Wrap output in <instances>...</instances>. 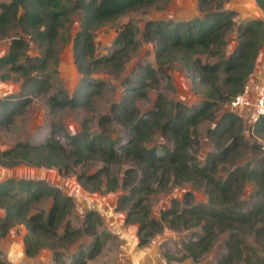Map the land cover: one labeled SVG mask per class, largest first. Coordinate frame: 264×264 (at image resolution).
<instances>
[{
  "label": "trees",
  "instance_id": "1",
  "mask_svg": "<svg viewBox=\"0 0 264 264\" xmlns=\"http://www.w3.org/2000/svg\"><path fill=\"white\" fill-rule=\"evenodd\" d=\"M156 0H9L0 3V39L11 28H19L42 50L39 57L24 56L27 41L21 37L10 40L9 49L0 57V69L20 73L19 92L0 99V128L7 127L16 115L25 112L33 99L43 95L49 110L93 109L95 95L101 81L91 74L108 65H115L135 42L132 26L127 24L118 33L115 48L107 56H94L93 33L98 27L120 15ZM199 17L189 20H151L146 22L143 35L154 43L155 58L159 64L180 61L187 68L195 92L202 101L194 107L171 103L158 94L151 110L142 112L140 99L147 98L150 87L158 82L157 71L150 64L138 66L133 79L123 82L124 95L111 106L109 113L98 118L101 132H91L86 123L69 137L68 148L56 136V124L51 134L37 144L16 142L0 150V166L12 168L25 164L32 167L56 168L67 173L85 161L103 163L92 173L76 177L89 193L113 192L120 187L128 190L119 204L128 203L127 221L137 225L138 244L144 245L160 232L164 225L174 229L200 227L201 233L185 243L186 257L197 261L214 243L218 235L227 233L226 252L215 264H264V117L250 126L252 140L245 136V123L233 110L219 118L220 103H230L247 85L254 72L260 49L264 43V18L245 19L235 24V13L225 8L227 0H197ZM263 11L264 0H255ZM81 12L80 28L73 38L74 61L82 78L72 93L57 90L51 95L50 76L45 69L58 56L57 39L66 29L71 12ZM236 26L237 44L225 53L227 33ZM217 57L216 62H204L201 56ZM120 66V63H118ZM35 72V73H34ZM8 75L1 76V79ZM209 121L213 127L207 136L215 150L209 152L202 165L196 163L192 150L198 145V125ZM120 124L128 139L121 142L109 137L107 125ZM156 131L172 143L162 154L148 147ZM120 141V142H119ZM250 155L245 162L237 163ZM125 157L130 166L120 179L111 173V164ZM229 162L232 169L225 176L218 174L220 163ZM191 182L203 187L207 202L196 203L190 193L185 199L172 200L170 207L160 212L158 219L150 216L146 200L155 188L169 183ZM253 185L249 207L240 201L245 183ZM49 200L48 209L31 212L32 204ZM75 203L71 196L41 179H14L0 181V233L21 223L26 228L23 239L27 256L36 255L42 248L52 250L53 264H87L96 257L103 241L97 233L101 219L96 211H87L82 227H74L68 218ZM91 235L87 248H81L72 260L64 261L61 249L79 238ZM246 236L256 245L246 242ZM167 260L173 259L168 252ZM174 259H178L174 257ZM0 264H6L0 260Z\"/></svg>",
  "mask_w": 264,
  "mask_h": 264
},
{
  "label": "rangeland",
  "instance_id": "2",
  "mask_svg": "<svg viewBox=\"0 0 264 264\" xmlns=\"http://www.w3.org/2000/svg\"><path fill=\"white\" fill-rule=\"evenodd\" d=\"M9 0H0V3ZM225 8L235 13V24L238 25L245 19H263V11L257 6L255 0H227ZM197 0H156L144 6L130 10L118 18L98 27L93 33L94 56L101 57L111 54L115 48V40L118 33L125 25L130 24L135 33V42L122 55L121 59L115 60V65L102 67L91 74L92 78L101 81V88L95 95L93 109H62L52 112L49 110L43 95L33 99L25 112L16 115L13 121L7 126L0 128V150L11 147L16 142H28L32 144L41 143L48 137L53 124H56V136L68 148L69 137L80 131L83 123L87 120V127L91 132H101L98 118L102 114L109 113L111 106L119 103L124 95L123 82L126 78L133 79L137 68L141 64H150L157 71L158 82L148 89L147 98L138 101V107L142 112L151 110L158 94H163L171 103L178 102L187 107H194L200 104L202 96L195 92L192 86V79L187 68L180 61L159 64L155 58L154 43L146 39L143 29L146 22L151 20H189L201 16ZM81 12H71L66 29H62L57 39L58 56L45 69V74L50 76L51 87L48 95L61 90L72 95L82 78L77 70L74 61L73 38L80 28ZM21 36L27 41L24 56L21 62L26 61L25 57H39L42 55L38 47L29 35L23 34L19 28H11L8 35L0 39V57L8 52L10 40L13 37ZM237 44L236 26L227 33V46L225 53L229 54ZM264 45V43H263ZM264 46H262L263 48ZM261 48V49H262ZM260 49V51H261ZM204 62H216L217 57L207 55L201 56ZM264 62V50L259 57V63ZM120 63V66L118 65ZM256 67V66H255ZM35 73V72H34ZM8 75V78L1 79V76ZM22 82L20 73L10 71L8 68L0 69V99L19 92ZM233 110L230 103H220L216 111L219 118L225 111ZM242 116L245 123V136L252 140L250 126V114L247 111L233 110ZM213 123L201 122L198 125V145L192 150L195 162L199 165L204 163L209 152L215 150L213 143L207 136L209 128ZM109 137L121 142L128 139L126 130L117 123L106 126ZM119 141V142H120ZM264 146V139L260 140ZM148 147H155L156 151L162 154L166 149L172 148V143L163 137L160 131H156L151 140L146 142ZM250 155L241 158L237 163L245 162ZM103 166L98 160L85 161L74 167L67 173L59 172L56 168L32 167L20 164L12 168L0 166V181L14 179H41L51 186L59 188L64 194L71 196L75 203L70 215L74 227H82L83 216L87 211H96L101 219L97 227V233L103 245L100 253L90 259L87 264H215L217 259L226 252L225 241L227 233L218 235L209 249L197 260L186 257L185 243L195 239L200 233V227L190 229H174L164 225L160 232L154 234L144 245L138 244L137 225L127 221L128 203L120 207L119 200L123 194H127L126 188L120 187L113 192L89 193L83 189L76 177L82 173H92ZM130 166V162L121 157L119 161L111 164V173L122 178L124 170ZM218 174L225 176L232 165L229 162L220 163ZM253 185L245 183L240 192V201L244 207H249L252 199ZM190 193L196 203L207 202V194L203 187L196 186L191 182H184L176 185L169 183L166 187L155 188L146 200L149 206L150 216L158 219L160 212L170 207L172 200L182 201L185 195ZM50 201L43 200L32 204L31 212L40 209H48ZM4 210L0 208V220ZM26 228L18 223L9 228L1 235L0 233V260L6 264H53L52 250L42 248L36 255L27 256L24 252L23 239ZM93 236L85 235L75 242L61 249L65 262L69 263L81 248H87ZM246 242L256 245L254 239L246 236ZM262 251L263 248H260ZM168 252L173 259L167 260L165 255ZM174 257L178 259H174Z\"/></svg>",
  "mask_w": 264,
  "mask_h": 264
},
{
  "label": "built area",
  "instance_id": "3",
  "mask_svg": "<svg viewBox=\"0 0 264 264\" xmlns=\"http://www.w3.org/2000/svg\"><path fill=\"white\" fill-rule=\"evenodd\" d=\"M230 106L237 111L249 110L251 122L264 117V84H259L252 92L247 83L243 91L230 102Z\"/></svg>",
  "mask_w": 264,
  "mask_h": 264
},
{
  "label": "crops",
  "instance_id": "4",
  "mask_svg": "<svg viewBox=\"0 0 264 264\" xmlns=\"http://www.w3.org/2000/svg\"><path fill=\"white\" fill-rule=\"evenodd\" d=\"M263 50H264V47L261 49V51L259 53L255 70H254V72H253V74L250 77L249 82H248V85L250 86V89L252 92L256 88V86H258L259 84H264V62L262 64L259 63V57H260V55H262ZM242 111H244V112L247 111V112H245L247 115H248V113L250 114L249 110H242Z\"/></svg>",
  "mask_w": 264,
  "mask_h": 264
}]
</instances>
